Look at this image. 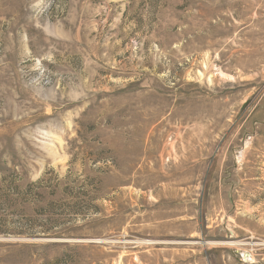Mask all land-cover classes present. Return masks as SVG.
<instances>
[{"label": "rangeland", "instance_id": "obj_1", "mask_svg": "<svg viewBox=\"0 0 264 264\" xmlns=\"http://www.w3.org/2000/svg\"><path fill=\"white\" fill-rule=\"evenodd\" d=\"M0 264H264V0H0Z\"/></svg>", "mask_w": 264, "mask_h": 264}]
</instances>
